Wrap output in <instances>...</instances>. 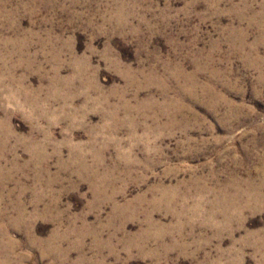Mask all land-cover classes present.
Returning <instances> with one entry per match:
<instances>
[{"label": "rangeland", "instance_id": "374dc122", "mask_svg": "<svg viewBox=\"0 0 264 264\" xmlns=\"http://www.w3.org/2000/svg\"><path fill=\"white\" fill-rule=\"evenodd\" d=\"M0 264H264V0H0Z\"/></svg>", "mask_w": 264, "mask_h": 264}]
</instances>
